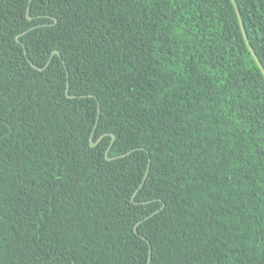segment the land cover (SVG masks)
Here are the masks:
<instances>
[{
  "label": "trees",
  "instance_id": "1",
  "mask_svg": "<svg viewBox=\"0 0 264 264\" xmlns=\"http://www.w3.org/2000/svg\"><path fill=\"white\" fill-rule=\"evenodd\" d=\"M236 6L264 67V0H0V264H264Z\"/></svg>",
  "mask_w": 264,
  "mask_h": 264
},
{
  "label": "water",
  "instance_id": "2",
  "mask_svg": "<svg viewBox=\"0 0 264 264\" xmlns=\"http://www.w3.org/2000/svg\"><path fill=\"white\" fill-rule=\"evenodd\" d=\"M236 8H237V6H236ZM29 9H30V8H28V11H29ZM237 11H238V8H237ZM238 14H239V18H240V13H239V11H238ZM29 18H31L30 15H29ZM240 22H241V27H242V30H243V33H244L245 39H246V41L248 42L249 48H250V50L252 51V53H253V55L255 56V58H256V60H257V62H258V64H259V66L261 67V69H262V71H263V73H264V67H263L261 61L258 59V57H257L255 51L253 50L252 46H251L250 43H249L248 36H247L246 31H245V29H244V23L242 22L241 18H240ZM17 40H18L19 42H21L20 39H19V36H17ZM24 47H25V46H24ZM25 54H27L26 50H25ZM54 54H59V55H60V53H59V51H58L57 49H55V50L52 52V56H53ZM60 56H61V55H60ZM67 71H68V68H67ZM68 87H69V80H68V83H67V93H68ZM68 96L72 97V96H74V95H70V94L68 93ZM100 110H101V109H100V105H99V107H98V117L100 116ZM112 137H113V138H112V142H113L115 136L112 134ZM90 139H91V144H92V145H96V144L98 143V140H97V141H93V134L91 135V138H90ZM112 142H111L110 146L108 147V149H107V151H106V157H107V159H113V158H117V157H119V156H123V155H125V154H121V155H116V156H109V150H110V147H111V145H112ZM149 168H150V160H149V163H148V170H149ZM148 170L146 171V174H145V176H144V179H143L142 183L145 181V179H146V177H147ZM142 183H141V184H142ZM137 192H138V189H137V190L135 191V193L133 194V197L136 195ZM136 232H137V231H136ZM142 237L146 239V237H145L144 235H142ZM151 252H152V248H151V245L149 244V261H148L147 264H149V262H150V259H151Z\"/></svg>",
  "mask_w": 264,
  "mask_h": 264
}]
</instances>
